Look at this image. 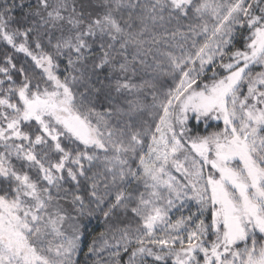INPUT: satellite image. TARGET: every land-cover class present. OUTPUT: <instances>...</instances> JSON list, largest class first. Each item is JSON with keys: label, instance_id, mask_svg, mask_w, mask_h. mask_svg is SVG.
I'll return each mask as SVG.
<instances>
[{"label": "snow or ice", "instance_id": "6c2138e0", "mask_svg": "<svg viewBox=\"0 0 264 264\" xmlns=\"http://www.w3.org/2000/svg\"><path fill=\"white\" fill-rule=\"evenodd\" d=\"M93 7L103 11L80 0H0V39L42 70L17 69L11 57L0 66V264H76L79 225L64 232L65 202L79 217L94 204L105 221L131 211L134 223L112 233L131 249L124 264H264V0ZM165 13L196 22L146 39ZM149 55L175 86L153 92L151 106L109 99L97 111L93 76L107 67L109 89L132 93ZM193 119L223 126L200 134Z\"/></svg>", "mask_w": 264, "mask_h": 264}, {"label": "trees", "instance_id": "16d2710c", "mask_svg": "<svg viewBox=\"0 0 264 264\" xmlns=\"http://www.w3.org/2000/svg\"><path fill=\"white\" fill-rule=\"evenodd\" d=\"M95 3V0H92ZM141 3H150L151 0H140ZM32 4L36 3V0H31ZM83 4L82 0L80 2ZM95 8V12H101L103 9L101 8ZM84 10L85 9L84 5ZM137 12L140 11V9H136ZM14 15L19 18L22 15L21 10H16ZM125 16H127V12L124 13ZM196 21L191 19V14L189 18H181L179 21L176 19H171L169 21V18L167 16V13H165V21L161 25L158 23L155 27H151V21H149L150 25V33L146 34V39L149 38L151 33L156 34H166L169 39H171L170 34L175 31L178 27L183 31L189 23H195ZM177 40H179V37H177ZM19 43V40L17 41ZM33 50H35L34 43L30 45ZM163 47V45H161ZM45 51H51V48L48 47L46 40H45ZM134 51V49H129V59H131V52ZM96 52H98V49H96ZM95 54V53H94ZM7 57H11L13 63L16 65V68L19 69L20 67L28 68L30 71L34 72L37 76L40 75L41 71L36 69V67L33 65V63L22 53L17 52L15 49H13L10 45L6 43H0V66H4L5 60ZM67 61L66 59H63L60 61V71H61V78H63V68L66 65ZM137 71L134 76H132L131 82L141 86L138 90L133 91L132 93H128L127 90L122 91L121 93H116L114 86L109 89V69L105 67L102 71H98L96 75L93 76V80L96 82L97 87L102 88V92L99 96V99L96 103L97 111L103 113L105 109L109 106V99H112L116 105L127 107V104L125 103L126 100H134L138 101L139 103H142L146 106H151L153 104V92L158 97H163V94L168 90V88L174 87L175 84L172 81L171 77L162 75L158 70H156V62L153 59L151 55L147 57V66L145 65H136ZM14 79L19 82L21 80L20 75L13 71L12 72ZM131 75V73H129ZM120 77V74L118 72L112 73V79H116ZM0 79H3V74H0ZM122 79V77H121ZM99 81H104V84L101 85ZM5 86H7L5 84ZM106 95L108 96V99H106ZM144 118L150 119L147 116V112H144ZM122 119H127L126 117ZM158 119V117H157ZM112 123H116V115L114 114L111 118ZM217 126L222 127L223 125L221 123L214 124L212 122H199L194 123L193 121H190L189 127L193 128L194 132H198L200 134H207L208 132L217 130ZM154 127V124H153ZM135 167V165H133ZM86 186V185H85ZM134 186V185H133ZM87 187V186H86ZM85 194V199L87 201L88 193ZM93 206H95L93 204ZM94 210V209H93ZM194 210V209H193ZM118 213L107 221H105V218L103 216V213L98 211V213L93 216L94 220L88 224L89 221L86 219H82L83 222V230L84 234L82 236L83 238V245L81 250L76 254L78 256L76 264H115V261L119 260L120 264H124L128 260V256L130 254L131 249H129L128 253H125L123 251L122 246L117 247V242L115 239L112 238V233L115 229L120 228V221L118 217ZM187 214V211H185V215ZM92 215V214H91ZM175 215H179V213H175ZM82 218V217H81ZM92 219V218H91ZM85 227V229H84ZM123 228V227H122ZM103 233H106L105 237L108 240L109 246L106 248V250L102 254H90L88 253L89 247L96 246V239L102 236ZM242 246V245H241ZM110 247V248H109ZM119 252V256H113V253ZM87 254V255H86ZM150 264H151V258H149ZM168 264H171V261L168 262Z\"/></svg>", "mask_w": 264, "mask_h": 264}, {"label": "rangeland", "instance_id": "374dc122", "mask_svg": "<svg viewBox=\"0 0 264 264\" xmlns=\"http://www.w3.org/2000/svg\"><path fill=\"white\" fill-rule=\"evenodd\" d=\"M80 2H81V0H80ZM82 2H83V5H85V9H87L88 11H92L93 14L96 13V12H95V8L93 7L94 2H93L92 0H82ZM0 43H6V42L3 41L2 39H0ZM6 44H7V43H6ZM22 54H23L24 56H26L24 53H22ZM26 57H27V58L33 63V65L35 66V63H34V61H32L31 57H29V56H26ZM36 69L42 71V70L39 69V68H36ZM192 121H193L194 123H195V122H196V123H199V122L195 121L194 119H193ZM201 122H203V121H201ZM209 122H212V123H214V124H219V123L222 124V121H220V122H218V121H209ZM0 150H2V149H0ZM13 163H14V164H18V162L15 161V159H13ZM29 174H30L33 178H35V175H36V174H35V171H30ZM173 175H175L178 179H181V180L183 179V177L180 175V173L175 172L174 169H173ZM133 185H134L133 188H136V187H137L135 184H133ZM66 187H67V185H66ZM86 188H87V187L85 186V187L81 190L83 196H85L84 193H88L87 190H86ZM101 190H102V189H101ZM139 191H143V186H142V185L139 186ZM65 203L67 204V207H68V211H69L70 217H69L68 220L65 221V223H64V225H63V230H64V232H65L66 234H68V235H71V233H72V225H73L74 223H76V224L79 225L80 241H79V248L77 249V252H76V254H77V253L81 250L82 245H83V238H82V236H83V234H84V233H83V232H84V230H83V225H84V224H83V222H82V219H86L87 221H89L88 224H90V222L94 220V217H93V216H95V215L98 213V211H96V210H95V206L92 205V208L94 209L92 215H85V216H82V218H81V217H79V216L77 215L76 211H75L74 209L71 208V205H70L69 202H65ZM72 217H76V219L74 220V219H72ZM118 217H119V221H120V223H121V224H120V228L124 227L125 225H127V224H129V223H134V219H133V216H132L131 211H129L127 214H124L123 212H119V213H118ZM91 218H92V219H91ZM84 229H85V227H84ZM48 239L52 240L54 244L60 242L59 238H56V237H53V236H50ZM104 239H106V238L103 237V236H101V237H99L98 239H96V243H95L96 246H97L98 248H101V250H100L99 252H97V255H98V254H102V253L106 250V248L109 246V244H108V246H106V247H102V245H103V240H104ZM109 248H110V247H109ZM107 250H108V248H107ZM77 258H78V256L75 255L74 258H73L75 262L77 261Z\"/></svg>", "mask_w": 264, "mask_h": 264}]
</instances>
